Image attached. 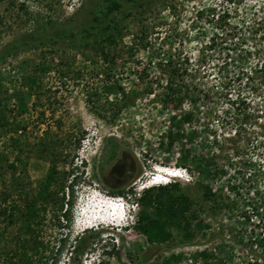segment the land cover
<instances>
[{"label": "rangeland", "instance_id": "obj_1", "mask_svg": "<svg viewBox=\"0 0 264 264\" xmlns=\"http://www.w3.org/2000/svg\"><path fill=\"white\" fill-rule=\"evenodd\" d=\"M0 57V197L9 206L0 264L21 263L26 237L41 242L28 250L31 264H264V0H0ZM170 57L197 99L183 102L194 115L180 126L172 115L183 112L160 95ZM52 163L75 169V201L89 194L90 205L95 189L139 197L161 185L150 180L155 167H182L188 177L169 180L204 226L189 241L173 227L169 241L139 245L134 226L67 224L58 196L48 205L39 197ZM203 164L225 172L207 181ZM206 182L229 206L211 208ZM35 198L36 231L25 237L23 211Z\"/></svg>", "mask_w": 264, "mask_h": 264}, {"label": "trees", "instance_id": "obj_2", "mask_svg": "<svg viewBox=\"0 0 264 264\" xmlns=\"http://www.w3.org/2000/svg\"><path fill=\"white\" fill-rule=\"evenodd\" d=\"M163 70L167 73V78L164 91L160 94L162 98L161 100L168 104L173 110L183 112L180 115H178L177 112L172 115L174 124H176V119H179V126L185 122H190L193 119L194 114L192 111L183 110V102L186 99H189L190 102L195 104L197 99L195 98L196 95H194V92L189 89V84L184 82V75L187 72V69L182 68L177 60L170 57V59L166 60L165 69ZM253 76V74H248L246 76L247 81L254 79L255 77ZM111 92L119 94L122 93L124 95L126 105L128 102H132V98L125 92L124 89L119 91L111 89ZM245 116L246 120H249V113L245 114ZM170 131L172 132V130ZM177 135H180L179 132H177ZM169 136L171 137L170 143L173 144L175 138L171 135V133ZM190 158H192L191 149H186V151L182 154V159L189 160ZM74 171V168L70 171H58L56 164L52 163L43 183V188L39 194L41 200L47 205L50 204L52 200H55L56 196H58L56 201L58 204L57 210L62 211V214L57 216L63 220L66 219L67 224L73 220V212L76 202L75 187L80 183L78 177L79 175ZM198 172L207 181H211L212 179H215V177L224 174L225 171L222 168H211V166L203 164L198 167ZM100 179H102V177H100ZM201 187L204 190V196L212 202V209L229 206V203L226 202L227 200H224L223 205L219 203L216 191L210 182L203 183ZM110 190L114 195L124 194L131 196L135 198L134 200L136 202H138L140 211L138 214V221L134 225V228L142 234L138 239L139 245H148L152 243L160 244L169 241L174 235L172 230L173 227L178 228L183 240L189 241L194 238L196 230H200L204 226L202 221L195 224L192 223L190 218L193 217V215L195 216V213L192 210L191 197L184 192L180 183L177 181L174 183L171 182L169 184H161L158 186L153 185L148 187L139 197H137V193L135 191L129 189L125 192L122 187L111 188ZM60 192H62V194L59 196L58 194ZM67 195L68 199H66ZM37 200L38 199L35 198L29 202L25 207V211H23L25 217V237L28 235L33 236V233L36 231L34 224L37 223V218L39 217L41 210L40 208L38 209ZM7 202V195H5L4 198L0 197V214H4L9 211ZM42 208L44 211L47 210L46 205H43ZM11 212L14 214L16 209L13 207ZM23 241L24 242L21 248L22 254L20 255L21 263L20 261L15 262L13 258H8L5 264L32 263V255L28 254V250L31 249L34 252H38L41 242L34 238V245L30 246L28 243V237L24 238ZM63 248V245L60 246V249ZM74 249H76V247H74ZM173 258L175 257L166 258L164 264H172ZM128 259L130 260L129 262L134 263L142 261L143 256L139 253L135 259H130V257H128ZM97 264L105 263L101 261Z\"/></svg>", "mask_w": 264, "mask_h": 264}, {"label": "clouds", "instance_id": "obj_3", "mask_svg": "<svg viewBox=\"0 0 264 264\" xmlns=\"http://www.w3.org/2000/svg\"><path fill=\"white\" fill-rule=\"evenodd\" d=\"M167 174L168 176H163V173ZM169 177H179L181 179H185L188 177V173L187 171L180 167V168H161V167H155V173L151 176V182L154 183H159L158 180H160L161 184H169L171 183V181L169 180ZM162 179V180H161ZM89 192V191H88ZM99 193L105 197L108 198H114L116 200L120 201V208L118 210V214H117V218L115 217V221H109L110 219H103V221H101L102 219H97L94 221H92L93 223H87L85 221H83V219L80 216L79 213V209H80V202L84 201L87 196H89V194H87L85 197L78 199L75 202V206H74V212H73V222L74 224H79L82 225L84 227L87 228H98L100 227H104L106 226V228H118L120 227L121 229H125V230H129L132 229V227L136 224L135 222V218L138 217V211H139V205L138 202H136L135 200H133L130 196L124 195V194H110L109 192H105L99 189H95L94 191H91V195L92 193ZM87 193V192H84ZM90 195V196H91ZM90 198V197H89ZM92 198V197H91ZM94 199V198H93ZM90 202H92V200H89L88 203V209H89V205ZM88 209L86 210L87 212ZM90 214V212H89ZM100 220V221H99ZM88 264V263H85ZM89 264H95V263H89Z\"/></svg>", "mask_w": 264, "mask_h": 264}, {"label": "bare ground", "instance_id": "obj_4", "mask_svg": "<svg viewBox=\"0 0 264 264\" xmlns=\"http://www.w3.org/2000/svg\"><path fill=\"white\" fill-rule=\"evenodd\" d=\"M163 173V172H162ZM163 176H168L167 174L163 173ZM162 180V179H161ZM158 182L160 183L161 181L158 180ZM95 202L92 203V205H90V209L88 210L89 212H91L92 214L89 216L90 218H92V221L97 220V219H115V217L118 214V211L113 209L110 206H106L104 204H97L98 202H96V199H94ZM92 207H94L93 209H91ZM108 207V208H105ZM117 209V208H116Z\"/></svg>", "mask_w": 264, "mask_h": 264}]
</instances>
